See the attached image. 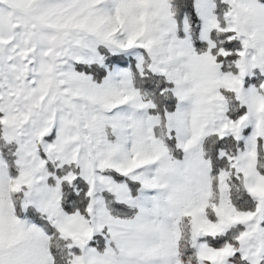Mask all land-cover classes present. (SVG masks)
I'll return each mask as SVG.
<instances>
[{
  "label": "snow or ice",
  "instance_id": "1",
  "mask_svg": "<svg viewBox=\"0 0 264 264\" xmlns=\"http://www.w3.org/2000/svg\"><path fill=\"white\" fill-rule=\"evenodd\" d=\"M0 264H264V0H0Z\"/></svg>",
  "mask_w": 264,
  "mask_h": 264
}]
</instances>
